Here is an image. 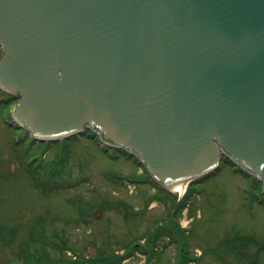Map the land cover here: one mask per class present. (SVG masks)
<instances>
[{"label": "water", "instance_id": "95a60500", "mask_svg": "<svg viewBox=\"0 0 264 264\" xmlns=\"http://www.w3.org/2000/svg\"><path fill=\"white\" fill-rule=\"evenodd\" d=\"M0 47L36 139L93 127L168 186L227 154L264 193V0H0Z\"/></svg>", "mask_w": 264, "mask_h": 264}, {"label": "rangeland", "instance_id": "374dc122", "mask_svg": "<svg viewBox=\"0 0 264 264\" xmlns=\"http://www.w3.org/2000/svg\"><path fill=\"white\" fill-rule=\"evenodd\" d=\"M20 100L0 88V264H264L261 181L222 162L183 193L85 135L32 143L8 123Z\"/></svg>", "mask_w": 264, "mask_h": 264}, {"label": "bare ground", "instance_id": "6f19581e", "mask_svg": "<svg viewBox=\"0 0 264 264\" xmlns=\"http://www.w3.org/2000/svg\"><path fill=\"white\" fill-rule=\"evenodd\" d=\"M222 162L230 164L231 166H233L235 168V170L237 172L245 173L246 175L253 177V175H251V173H252V174H254V176H256V174L252 170H250V169L246 168L245 166H243L237 159H235L231 155L221 156L220 159H219V163H218L217 167L214 168V172L217 171V169L221 166ZM196 177L197 176H194V178H196ZM174 187H175L174 189L179 190V191H181L183 193H185L186 189H187V185L186 184L177 185V186H174Z\"/></svg>", "mask_w": 264, "mask_h": 264}, {"label": "trees", "instance_id": "16d2710c", "mask_svg": "<svg viewBox=\"0 0 264 264\" xmlns=\"http://www.w3.org/2000/svg\"><path fill=\"white\" fill-rule=\"evenodd\" d=\"M55 161H57L56 159L54 160V161H48L49 163H47V166L49 167L48 169H47V172H46V175H45V178L46 179H49V180H52V179H54V177L58 174V173H60L59 171H56V169L55 170H53L52 168H51V166H53V164H56L55 163ZM256 182H258V181H256L255 180V183ZM260 185V184H259ZM43 186V185H42ZM257 187H258V185H257ZM259 188V187H258ZM259 191H260V189H259ZM104 259H106V260H97L98 262H103V263H105V264H108V263H110V262H118L119 261V258H117V259H115L114 257H112V256H110V255H107V257L106 258H104ZM181 262H183V260L181 259Z\"/></svg>", "mask_w": 264, "mask_h": 264}]
</instances>
